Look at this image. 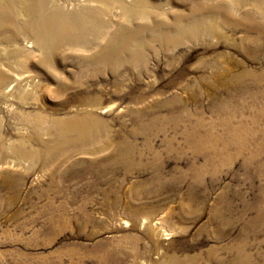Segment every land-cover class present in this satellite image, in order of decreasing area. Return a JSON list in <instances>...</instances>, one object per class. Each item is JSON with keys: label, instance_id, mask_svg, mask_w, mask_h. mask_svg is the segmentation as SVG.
I'll list each match as a JSON object with an SVG mask.
<instances>
[{"label": "rangeland", "instance_id": "obj_1", "mask_svg": "<svg viewBox=\"0 0 264 264\" xmlns=\"http://www.w3.org/2000/svg\"><path fill=\"white\" fill-rule=\"evenodd\" d=\"M139 1L50 59L0 25V264H264V0ZM127 27L132 62H90Z\"/></svg>", "mask_w": 264, "mask_h": 264}, {"label": "bare ground", "instance_id": "obj_2", "mask_svg": "<svg viewBox=\"0 0 264 264\" xmlns=\"http://www.w3.org/2000/svg\"><path fill=\"white\" fill-rule=\"evenodd\" d=\"M109 1L110 0H108L106 3H104L105 4V8L102 7V9L99 10L100 7H101L100 6V3L102 2L101 0H67V2H64L63 1L64 3H62V1L61 2H59V1L56 2L55 0H53L54 5H53V3L51 4L50 11H47V8L49 9L47 2H45V1L42 0V1H39L42 4L36 5L35 1H33L34 8L36 6L37 7L35 8V10L33 12H31L29 14V17L32 18V19H34V17H36V19L39 18L38 22H31V23H29V21H28V23L25 22V23H23V25H19V26L17 25L16 15H15L16 13H13V11H14L15 8L12 9L13 7H12L11 3L5 2L1 6V8H0V10H1V13H0V25L3 26L4 28H7L8 24H9V26L10 25L13 26V24H14V26L17 25L16 27L18 28V31H23L24 34H25L26 31L29 30L32 40H27L26 41L24 39L25 40V43L28 44V46H30V47H34L36 45L39 48V50H41V52L43 53V55H45L44 58L45 59H50L49 57H51V53H52L51 51L55 47H58L59 45H62V44L63 45H68L71 48L77 47L79 45H83V43H85V42L88 43L89 42L88 39H90V38H88L87 35H81V34H87L90 31L96 30L97 28H100V27L101 28H104V25L106 23L102 22L97 17H98V14H100V16H101V14H105L106 13L107 8L109 7V5H108L109 4L108 3ZM120 1H122V2H124L126 4H136V3H139L140 2L139 0H120ZM234 1H236V0H234ZM55 3H58L59 5H57ZM65 3H67V4H65ZM62 5H64V6H62ZM68 5H71V6L72 5H75V8L72 9V10H71V8L68 9L67 8ZM81 9L84 10L85 13H86V15L90 18V22L75 27L69 21ZM214 10L226 11V8L223 6V4H220L217 7V9L214 7ZM16 11H17V8H16ZM95 11H97L98 14H96ZM213 12H215V11H213ZM123 15L125 16L126 20H129L135 14L131 13L130 15H127V14H125V12H123ZM190 17L192 18V16H190ZM84 20H86V19H84ZM179 20L178 21H175L173 23L175 27H180L182 25L181 22H179ZM256 25H257V27L259 29L257 31H259L260 33L264 34V24H262V25L260 24L259 25V24L256 23ZM196 26H197V24H196ZM199 26L200 25H198V27ZM185 27H186V25H185ZM26 29H28V30H26ZM187 29H188V27H187ZM189 33H191V32H189ZM132 35H133V31H131L130 28L127 27V28L121 29L118 33H116L115 35L112 36L113 37L112 38V41L113 42L110 43L106 47L107 49L103 53L95 52L94 54H92L91 58L89 59L90 62H95V63H99V64L107 63V65L110 64V65H113V66H115V64L121 63V62L123 64H127L128 62H132V59H133L132 57L131 58L130 57H125V59H122V60L120 59L121 56H123V55L125 56L124 49L127 47L126 42L131 40ZM132 56H134V55H132ZM16 80H18V78H14V81H16ZM12 83L13 82H11V85H12ZM80 101H81V103H84V104L87 102V100L85 98H81ZM85 115H86V119H87V120L86 119L85 120L88 123L91 124V123H95L96 122V121H94V120L97 119L94 116L95 114H92L91 112L88 111V113L85 114ZM76 119H78V118H76ZM76 119H74V123L76 125V122H77V126L76 127L79 128V122L80 121H78ZM89 129H91V127H88V128L87 127H83L81 130L79 128L77 130L78 134H80L79 135V138L82 139V140H85V138L83 137L84 132L87 131V130H89ZM134 151L135 150H134V147L133 146H131L130 149H126L125 148L124 151H116L115 158H113V161H116L118 159H121V157L119 155H124V153H130L131 154V152H134ZM9 167H11V166H9ZM260 251H258L257 254H252L250 252L248 253L244 248H240L238 250V252H237L238 253V257L236 259H232L230 261V264H259V262L257 261L256 257L259 254H261Z\"/></svg>", "mask_w": 264, "mask_h": 264}]
</instances>
